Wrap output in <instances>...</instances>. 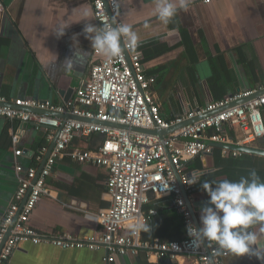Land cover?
<instances>
[{
  "label": "crops",
  "instance_id": "obj_1",
  "mask_svg": "<svg viewBox=\"0 0 264 264\" xmlns=\"http://www.w3.org/2000/svg\"><path fill=\"white\" fill-rule=\"evenodd\" d=\"M203 1L188 0L187 10H180L168 25L154 14V0L120 3L117 18L131 24L139 37L137 46L142 53L144 74L155 81L150 90L166 120L240 92L264 94V0H214L209 4ZM0 2L4 6L0 14V96L9 103L30 99L60 104L71 90L67 98L71 101L89 73L92 49L83 29L84 22L96 24L90 1ZM60 26L68 28L63 37L57 38L55 33ZM73 36L78 37L80 48L90 55L85 64L69 70L63 61L72 55ZM59 91L64 95H59ZM47 132L31 123L0 118V222L18 187L15 165L41 170L53 143L46 140ZM224 132L234 144L242 137L237 128L225 127ZM14 135H18L16 144L12 141ZM102 140L100 135L89 138L77 135L70 148L93 150ZM260 146L264 147L259 141L247 147ZM44 147L46 152L42 154ZM17 149L22 154L15 157ZM220 155L212 152L195 158L184 169L185 174L202 183L238 180L242 176L240 171L264 170V157L252 155L253 168L240 166L238 173L230 175L229 162L223 152ZM107 177L103 167L76 163L68 157L58 159L46 180L50 196L41 198L29 226L50 239L59 236L81 239L99 234L100 226L90 217L109 206ZM200 183L185 191L199 227L200 207L209 199ZM143 210L156 211L146 222L152 224V230L141 232L143 241L172 242L186 237L183 221L169 197L149 195ZM104 257V251L23 242L11 256L10 264H103ZM159 262L156 256L140 252L135 257H117L114 264ZM172 262L198 264L196 259L186 257ZM224 264H261V261L230 254Z\"/></svg>",
  "mask_w": 264,
  "mask_h": 264
},
{
  "label": "built area",
  "instance_id": "obj_2",
  "mask_svg": "<svg viewBox=\"0 0 264 264\" xmlns=\"http://www.w3.org/2000/svg\"><path fill=\"white\" fill-rule=\"evenodd\" d=\"M89 1L96 25H103L112 19L121 22L117 18L119 12L114 11L109 0ZM212 1L204 0L203 3ZM3 11L4 6L0 2V14ZM122 47L123 55L110 64L105 63L99 53L92 51L88 77L67 103L30 99H16L9 103L0 96V118L31 123L37 129H45L48 131V142L54 140L57 134L40 171L15 165L18 187L0 222V264H10L11 256L23 242L62 249L104 251L103 264H114L117 257H135L140 252L160 260L194 258L198 264H210V261L212 264H224V259L230 255L209 245L194 249L187 230L186 237L181 241H143L141 232L133 234L129 226L134 218L138 217L146 223L148 216L156 213L155 210L147 213L143 210L149 202V195H152L169 197L185 229L189 224L196 227L184 197V192L191 189V180L184 172L185 166L197 157L212 154L217 145L241 148L264 140V94L256 96L257 91L240 92L166 120L162 118L159 105L151 93L150 88L155 81L144 74L138 46L130 49L122 42ZM244 100L246 102L235 105ZM60 116L68 118L63 120ZM194 120L197 121L178 128L162 140L154 135L102 125L168 131ZM225 127L242 132L236 144L225 134ZM77 135L81 138L100 135L103 140L93 150H72L70 147ZM12 141L16 144L18 135H14ZM221 150L224 155L229 151L232 157L241 155V152L226 147ZM41 152L45 154L46 148H42ZM21 154L19 149L14 151L15 157ZM36 157L41 160L40 154ZM62 157L107 170L109 206L90 217L101 228L97 235L81 239L72 236L50 239L29 226L30 217L41 198L50 196L46 180L56 161Z\"/></svg>",
  "mask_w": 264,
  "mask_h": 264
},
{
  "label": "clouds",
  "instance_id": "obj_3",
  "mask_svg": "<svg viewBox=\"0 0 264 264\" xmlns=\"http://www.w3.org/2000/svg\"><path fill=\"white\" fill-rule=\"evenodd\" d=\"M109 3L118 13L121 0H109ZM154 4V14L165 25L170 24L180 10L188 8V0H154ZM67 28L58 27L55 36L63 37ZM83 33L92 51L99 53L108 64L123 55L122 42L135 49L139 40L131 24L115 20L100 26L84 22ZM72 41V55L63 61L69 70L85 64L90 55L80 48L77 36H73ZM190 180L189 185L200 183ZM200 185L209 199L200 207V227L187 226L192 247L199 250L206 245L214 246L220 252L234 257H255L264 264V179L253 169L238 180L203 181ZM129 229L133 234L149 232L152 224L137 217Z\"/></svg>",
  "mask_w": 264,
  "mask_h": 264
},
{
  "label": "water",
  "instance_id": "obj_4",
  "mask_svg": "<svg viewBox=\"0 0 264 264\" xmlns=\"http://www.w3.org/2000/svg\"><path fill=\"white\" fill-rule=\"evenodd\" d=\"M113 20V19H112ZM72 91L71 90H69V91H67L66 93H65V98H64V103H67V101H68V96H69V94L71 93ZM59 93V95H64V93H62V91H59L58 92ZM259 95H261L260 93H257V95L256 96H259ZM244 101H246V100H244ZM243 102V101H242ZM60 118L61 119H63V120H65V119H67L68 117H65V116H60ZM72 119H74V120H79V121H86V120H83V119H80V118H75V117H72ZM195 121H197V120H194V121H189V122H186V123H184V124H182L181 126H178V127H175V128H172V129H170V130H168V131H162V130H159V129H153V130H142V129H136V128H129V127H124V126H120V125H109V124H105V123H103L102 125H106V126H109V127H114V128H117V129H121V130H126V131H131V132H136V133H141V134H148V135H154V136H156V137H158L160 140H162L165 136H167L169 133H171L172 131H174V130H177L178 128H181V127H183V126H186V125H188V124H190V123H193V122H195ZM95 123H97V122H95ZM56 137H57V134H56V136H55V138H54V140H53V143H52V145H51V148H50V150L48 151V153H47V155H46V158L49 156V153L51 152V150H52V148H53V146H54V142H55V139H56ZM260 143L264 146V140H262V141H260ZM217 147H219V148H223V147H226L227 149H230V150H237V151H239V152H241V153H245V154H251V155H255V156H259V157H264V147H259V148H249V147H241V148H237V147H234V146H224V145H217ZM177 178L179 179V176L177 175ZM179 184H180V186H181V188L183 189V186L181 185V182L179 181ZM184 197H185V199H186V203H187V205H188V207L190 208V210L192 211V214H193V217H194V219H195V221H196V227L197 228H199V225H198V223H197V220H196V218H195V215H194V213H193V209H192V206H191V204L189 203V201H188V199H187V194L184 192ZM7 238V237H6ZM158 264H175V263H173L171 260H169V259H163V260H160V262L158 263Z\"/></svg>",
  "mask_w": 264,
  "mask_h": 264
},
{
  "label": "trees",
  "instance_id": "obj_5",
  "mask_svg": "<svg viewBox=\"0 0 264 264\" xmlns=\"http://www.w3.org/2000/svg\"><path fill=\"white\" fill-rule=\"evenodd\" d=\"M221 148H214L213 149V152L215 154H218L220 155L221 154ZM221 156V155H220ZM225 158L227 159V162H229V165H228V169H227V172L230 174V175H234L236 173H238L239 171L237 170V168H240V166L242 167H248V168H253V164H252V161L251 159L254 161V157L252 155H248V154H245V153H241V155L239 157H232L231 155V152L229 151L227 155H225ZM245 159H247L245 161ZM189 164H187L185 166L184 169H188V166ZM253 170V169H251ZM186 170H184L185 172ZM250 170H244V171H240V174L242 176H247L248 173H249ZM258 175H260V177L262 179H264V170H256Z\"/></svg>",
  "mask_w": 264,
  "mask_h": 264
}]
</instances>
